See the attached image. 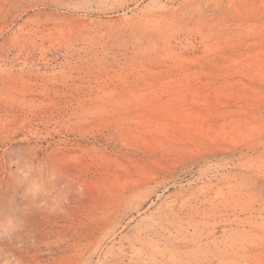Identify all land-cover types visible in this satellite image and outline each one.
<instances>
[{
    "label": "rangeland",
    "instance_id": "rangeland-1",
    "mask_svg": "<svg viewBox=\"0 0 264 264\" xmlns=\"http://www.w3.org/2000/svg\"><path fill=\"white\" fill-rule=\"evenodd\" d=\"M0 264H264V0H0Z\"/></svg>",
    "mask_w": 264,
    "mask_h": 264
}]
</instances>
